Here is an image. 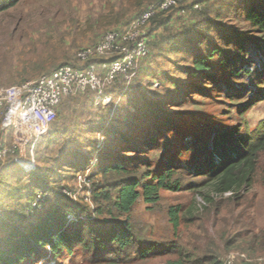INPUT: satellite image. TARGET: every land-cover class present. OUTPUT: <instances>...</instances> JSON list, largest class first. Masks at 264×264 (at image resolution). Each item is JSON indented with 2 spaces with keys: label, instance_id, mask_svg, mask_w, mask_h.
Masks as SVG:
<instances>
[{
  "label": "rangeland",
  "instance_id": "rangeland-1",
  "mask_svg": "<svg viewBox=\"0 0 264 264\" xmlns=\"http://www.w3.org/2000/svg\"><path fill=\"white\" fill-rule=\"evenodd\" d=\"M157 1L159 0H0V86L35 79L65 63L79 64L77 53L81 49L95 44L109 31H118L119 28L129 26L131 19ZM238 3L239 0H186L171 8L170 14H161L155 18L157 20L168 16L172 18L174 15L173 24L165 27V36H162L160 31L152 30L155 26L154 20L140 26L139 28L146 33L148 53L141 59L140 62H143L138 68V77L132 83L127 86L124 81L123 85V79L120 77H125L121 75L115 91H113L115 83L112 84V92L118 95L115 99L131 109L117 107L115 112L117 111L118 118L124 120L127 117L126 120L130 121V113L140 112L135 110L137 107L145 114L149 112L150 102L158 101L159 108L174 112L180 124H182L180 120L183 119L189 120L193 127L198 122V127L202 128L204 133L208 132V128L215 132L238 128L241 134L252 133V136L262 133L264 64L261 59L264 50L258 53L259 48L252 41L263 35L253 30V27L244 20V12L237 8ZM208 18L231 27L234 29L232 32L239 31L240 34L234 44L228 45L217 32L211 31ZM219 29L220 33H227L223 26ZM200 31L208 34L206 45L195 51L196 40L194 45L188 41L182 43V36L189 34L188 36L195 37ZM180 34L182 35L179 36ZM239 38L247 46V51H241L240 57L251 66L252 78L256 80L253 82L250 77L234 78L231 82L227 80L225 84L243 87L253 82V85L249 86L250 92L246 89L242 96L230 97L225 91L216 90L213 86L205 84L206 87L210 86L205 94L193 93L188 101L179 106L165 104L166 98L171 96L169 89H174L173 85L177 80L184 84L188 82L187 66L193 65L192 54L207 49V42L213 41L227 50L235 62H239L241 60L236 51H239L237 44ZM164 41L169 43L165 44ZM171 43L176 44L177 50L170 47ZM258 79L262 81L258 82ZM102 106L104 105L96 103L91 91L68 98L60 106L59 115L49 132L35 146L31 133L19 122V112L13 108L5 110L0 120V147L13 148L15 152L10 149L0 160V176L4 180L0 186L2 221L11 214L14 215L21 204H27V189L34 188V181L38 176H42L50 188H56V191L64 188L73 200L88 203L85 188L79 184L78 179V174L82 171L77 173L78 169H75L73 164H68V160L77 159L74 156L76 150L85 153L92 150L90 142L94 141L100 132V122L103 119L98 117L108 113ZM90 125L96 126L97 130L89 127ZM173 136L172 139H178L176 134ZM205 136L209 137L208 133H205ZM169 140L170 138H167L164 142ZM69 141L68 146L72 147L63 152L72 151L67 153L65 157L67 159L61 162L63 152L61 153L60 149L64 146L63 142ZM153 152L152 157L155 160L160 154H164V150L162 152L160 150V153ZM191 156V153L184 151L178 157L183 161ZM33 157L36 160V169L39 168L38 173L35 172L37 176L31 177L30 174L17 176L16 174H21L22 167ZM100 175L98 173L92 180L98 178L101 182L104 180L108 183L117 180L116 175L109 174L107 178ZM175 175L183 179L180 190L162 188L161 199L156 204L146 203L143 197L136 203L132 220L139 238L161 243L163 248L179 242L194 254H217L223 264H226L231 256H235L236 264H264V151L259 156L253 186L242 191L241 201L236 200L231 193H225L214 195L215 200L212 203L207 201V205L202 204L200 199L203 200V193H210L211 189L190 187L191 182L198 185L201 177L191 176L182 171H177ZM11 185H14L12 191L8 190V186ZM37 187L35 188L40 190ZM50 193L53 196L54 192ZM37 194L47 195L46 192ZM90 201L93 210L95 203L92 197ZM178 205L184 209L180 212L182 218L187 208L192 207L193 212L175 228L170 210ZM36 208H40L39 212L44 209L43 205L37 207V203H33L31 212ZM37 213L38 211L31 214V219L35 220L39 214ZM12 221L17 220L14 218ZM254 240H258L257 243L262 245L257 246ZM76 252L77 254H66V257L56 264H107L95 261L93 256L89 259V255H81L80 250ZM175 258L176 255L166 254L147 261H131L125 264H170L169 261ZM36 262L34 264H55L48 255L40 261L36 259ZM30 263L31 261H25L23 264Z\"/></svg>",
  "mask_w": 264,
  "mask_h": 264
},
{
  "label": "trees",
  "instance_id": "trees-1",
  "mask_svg": "<svg viewBox=\"0 0 264 264\" xmlns=\"http://www.w3.org/2000/svg\"><path fill=\"white\" fill-rule=\"evenodd\" d=\"M237 8L242 9L244 20L253 27V30L263 35L252 41L258 46L257 52L259 53L264 50V0H249V2L239 0ZM170 9L160 10L150 19V22L153 20L155 22L152 30L160 31L162 36H165V27L173 24L174 15L172 18L169 16L158 20L155 18L161 14H170ZM140 14L131 19L129 23L137 19ZM208 22H210V30L217 32L228 45L234 44L240 34L237 30L232 32L234 29L227 25L224 26L218 20L208 18ZM222 26L227 29V33H220L219 28ZM188 35L182 36V43L185 44L188 41L194 45L196 40L195 51L200 49V46L206 45V39H209L208 34H203L201 31L195 37ZM237 40L239 51H236L241 60L239 62H235L227 50L213 41L207 42V49L192 54L193 65L187 66L189 69L187 71L188 82L184 84L181 80H177L175 84L173 83L174 89H169L172 97L166 98L165 104L179 106L188 101L193 93L205 94L210 89V86L206 87L205 84L213 86L216 90L225 91L230 97H240L246 89L250 92L249 86L253 85L256 79L252 78L251 66L242 61L240 57V52L247 51V46L240 38ZM164 43L169 42L164 41ZM170 47L177 50L176 44L171 43ZM178 50L181 49L178 48ZM262 57L261 62L264 64V54ZM142 62L138 64L136 75L130 83L138 77V68ZM89 64L90 61L84 63L83 66ZM245 77L253 80L249 86L225 84L227 80L231 82L234 78ZM120 78L123 79V85H125L124 81L127 86L130 84L125 78ZM120 78L114 82L113 91ZM261 81L258 79V82ZM122 91L125 94V90ZM115 94L117 93L113 92L112 97L114 101H118L117 107H126L123 102L120 103L115 99L118 96ZM150 103L149 112L144 114L137 107L135 110L142 114L140 112L130 113V121L126 120L127 117L120 120L117 111L115 112L116 109L114 110L111 105L102 106L105 112H108L104 114L105 116L98 117V119L103 118L100 122L101 130L97 131L105 138L102 149L98 151L97 135L95 140L90 142L92 150L89 153L76 150L74 156L77 159L68 160V164H73L72 166L78 169L76 172L79 173L90 167L92 158L97 156L98 163L89 174L91 197L95 207L92 210L89 202L85 204L79 200H73L64 188L59 191H56V188H50L49 183L42 176H38V179L34 181V188L28 187L27 189V204H21L19 209L15 210L14 215L11 214L3 221L0 219V222L2 221L0 224V264H23L25 261H31L30 264H34L37 263L36 259L40 261L46 255L50 256L56 264L60 259L65 258L66 254H77V250H80L81 255H89V259L93 256L95 261H103L107 264L147 261L166 254L176 255L175 259L169 261L170 264H223L219 255L194 254L179 242L163 248L161 243L139 238L136 225L132 220V213L140 197H143L148 204H156L161 199L160 190L162 188L172 191L180 190L183 186V179L175 175L177 171L201 177L198 185L191 182L190 187L210 188V193L200 191L204 194L205 198L202 197V199L206 203L207 201L212 203L215 200L214 195H224L228 192L236 200L241 201L242 191L253 186L255 180L259 156L264 151V130L257 136H252V133L241 134L238 128L217 132L208 128V132L205 131V133H208L209 137L206 138L203 129L198 127V122L194 124L195 127L187 119L180 120L182 122L180 124L174 112L159 108L158 101ZM126 108L131 110L129 107ZM89 127L97 130L96 126L90 125ZM174 134L177 135V140L171 138ZM106 137L107 139L109 137L108 141ZM167 138L170 140L164 142ZM63 143L61 153L72 147L68 146L70 141ZM2 148L4 147H0V150ZM38 148L39 146L37 147L39 152ZM160 150L161 152L164 150V154H160L155 160L152 157L153 151L160 153ZM71 151L63 152L60 161H65L66 154ZM184 151L191 153L192 156L181 161L178 156ZM37 169L28 171L25 170L24 165L21 174L16 175L21 177L30 174L31 177H36ZM98 173L102 178H107L109 174L116 175L117 180L112 183L104 180L101 182L98 178L92 180V177L96 178ZM2 178L0 176V186L4 182ZM14 185L8 186V190L12 191ZM31 189H33L32 192ZM36 190L41 193L46 192L47 195L38 196ZM86 191L85 187V194H87ZM50 192H54L53 196ZM33 203H37V207L43 205L44 209L39 212L40 207L31 212ZM36 211L39 213L36 219H31L30 215ZM181 211L184 209L180 205L170 210L171 221L175 228L179 227L187 215L192 214L193 209L192 207L187 208L183 218ZM14 218L17 221H12ZM254 241L257 246L262 245L257 243L258 240Z\"/></svg>",
  "mask_w": 264,
  "mask_h": 264
},
{
  "label": "built area",
  "instance_id": "built-area-1",
  "mask_svg": "<svg viewBox=\"0 0 264 264\" xmlns=\"http://www.w3.org/2000/svg\"><path fill=\"white\" fill-rule=\"evenodd\" d=\"M185 1L159 0L156 4L148 6L129 26L119 28L118 31H109L95 44L81 49L77 53L79 63L77 66L62 64L35 79L0 86V120L6 109H16L19 112L20 124L31 133L35 146L49 132L57 118L60 105L70 97L91 91L97 104L113 105L115 110L118 101L113 100L112 84L121 75L129 84L136 75V68L141 59L148 53L146 33L139 27L147 25L156 12L168 10ZM88 61L90 64L84 67L83 64ZM98 139V151H100L105 138L99 133ZM10 149L2 148L0 159ZM97 163L98 158L94 156L90 167L78 174L79 184L87 188L89 194L87 193L86 200L91 205L89 174ZM34 169H36V160L33 157L25 165V170ZM200 202L206 204L204 199H200ZM234 257L231 256L226 264H236Z\"/></svg>",
  "mask_w": 264,
  "mask_h": 264
}]
</instances>
